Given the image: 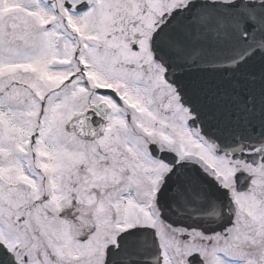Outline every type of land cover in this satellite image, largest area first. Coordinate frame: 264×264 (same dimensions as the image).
<instances>
[{
    "label": "snow or ice",
    "instance_id": "obj_1",
    "mask_svg": "<svg viewBox=\"0 0 264 264\" xmlns=\"http://www.w3.org/2000/svg\"><path fill=\"white\" fill-rule=\"evenodd\" d=\"M0 264H264V0H0Z\"/></svg>",
    "mask_w": 264,
    "mask_h": 264
}]
</instances>
